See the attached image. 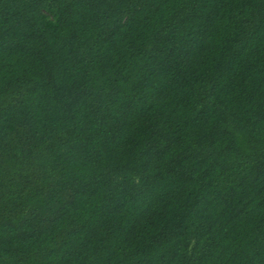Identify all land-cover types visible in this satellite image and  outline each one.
I'll return each mask as SVG.
<instances>
[{"label": "trees", "instance_id": "16d2710c", "mask_svg": "<svg viewBox=\"0 0 264 264\" xmlns=\"http://www.w3.org/2000/svg\"><path fill=\"white\" fill-rule=\"evenodd\" d=\"M0 264H264V0H0Z\"/></svg>", "mask_w": 264, "mask_h": 264}]
</instances>
